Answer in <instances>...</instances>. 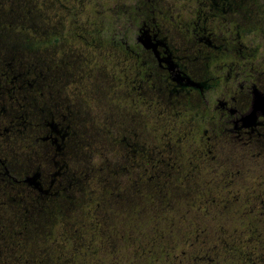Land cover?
<instances>
[{
    "label": "flooded vegetation",
    "instance_id": "flooded-vegetation-1",
    "mask_svg": "<svg viewBox=\"0 0 264 264\" xmlns=\"http://www.w3.org/2000/svg\"><path fill=\"white\" fill-rule=\"evenodd\" d=\"M0 264H264V0H0Z\"/></svg>",
    "mask_w": 264,
    "mask_h": 264
},
{
    "label": "rangeland",
    "instance_id": "rangeland-1",
    "mask_svg": "<svg viewBox=\"0 0 264 264\" xmlns=\"http://www.w3.org/2000/svg\"><path fill=\"white\" fill-rule=\"evenodd\" d=\"M90 163V162H89ZM91 184V182L89 183ZM89 195V194H88ZM88 198V197H84ZM106 208H103L102 211L105 212ZM70 218L73 220L76 217H84V213L82 208L77 210L75 213L73 210H71ZM49 214L47 213V210L43 207H35L33 210V216H34V222L32 224V228L30 229V233L32 234L33 238H41L42 236L45 237L47 232H50L52 230V227L50 224L46 222L45 217H47ZM16 216H20V214L15 211L13 208H8V210L4 211L3 219L7 222L12 223V225H17L18 228L21 226L15 223ZM25 241V240H24ZM36 241V239L34 240ZM42 241V240H41Z\"/></svg>",
    "mask_w": 264,
    "mask_h": 264
}]
</instances>
